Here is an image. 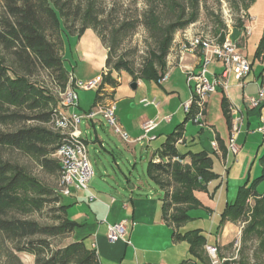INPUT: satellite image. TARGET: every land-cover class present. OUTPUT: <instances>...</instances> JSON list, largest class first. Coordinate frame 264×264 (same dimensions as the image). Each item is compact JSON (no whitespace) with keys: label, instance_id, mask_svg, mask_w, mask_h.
I'll use <instances>...</instances> for the list:
<instances>
[{"label":"trees","instance_id":"obj_1","mask_svg":"<svg viewBox=\"0 0 264 264\" xmlns=\"http://www.w3.org/2000/svg\"><path fill=\"white\" fill-rule=\"evenodd\" d=\"M253 1L238 0L245 8ZM146 2L140 23L153 41V47L147 49L139 69H134L132 62L116 53L120 42L135 31L138 20L124 19L117 24H109V13L100 11L97 0H0V125L32 123L9 131L0 129V151L8 148L34 156L44 168L59 172L60 177L59 162L50 159V155L60 145L61 136L47 127L58 98L48 88L34 82L32 76L41 69L48 73L59 93L66 89L69 72L58 51L63 47V28L77 36L90 29L105 44L109 50L105 60L108 69L105 83L115 84L111 74L121 71L127 72L132 82L158 83L165 76L174 35L197 21L199 0ZM70 22L73 24L71 27L76 22L79 24L75 32L71 31ZM221 27L224 26L221 24ZM237 27L241 29L243 26L238 23ZM220 34L221 41L224 33ZM254 59L262 63L264 72V33L256 47ZM223 111L230 123L225 98ZM179 141L183 142V125L176 126L175 131L166 137L157 151L159 161H150L147 167L149 179L164 192L161 205L163 218L175 229L190 220V210L201 206L194 192L204 191L205 186L217 178L212 171V158L207 152L181 154L176 148ZM186 157L188 160L184 161ZM260 162L262 175L259 179H262L264 156ZM61 197L58 190L52 192L17 163L3 160L0 156V232L7 239L22 241L39 234H72L77 225L67 219ZM249 199L252 205L248 204ZM46 203L58 205L56 211L60 216L57 217L59 223L56 226L42 228L33 221L8 217L12 213L38 211ZM245 216L250 221L242 231V254L247 242L257 241L259 248L252 252V256L262 257L264 196L253 193L252 187L238 189L234 203L221 214V223L227 219L246 220ZM173 240L186 241L190 253L197 256L203 250L206 239L199 230H192L183 234L174 232ZM16 251L36 255L35 264H100L95 251L88 250L82 240L46 256L43 255L44 247H37L33 242L27 243L24 248L17 247ZM181 264H188V261ZM238 264L248 263L240 261Z\"/></svg>","mask_w":264,"mask_h":264},{"label":"rangeland","instance_id":"obj_2","mask_svg":"<svg viewBox=\"0 0 264 264\" xmlns=\"http://www.w3.org/2000/svg\"><path fill=\"white\" fill-rule=\"evenodd\" d=\"M97 2L100 11L109 13V19H107L109 24H117L124 19L134 22L135 20L139 21L137 22L135 31L129 37L124 38L120 42L116 53V55H120L126 60L132 62L134 69H139L142 60L147 54V49L149 50L153 47V41L149 37L144 26L140 23V18L143 12L146 10V0H97ZM237 2L238 0H199V16L197 21L193 23L195 24L193 30L207 33L218 39L221 35L220 32H222L224 33V37L229 36L233 42L237 41L239 43L243 55L250 64L252 63L249 79L252 78L253 83H249V87L246 90L245 96L251 99H259L260 78H258V76L262 70V64L259 60L254 59V55L256 47L261 41L264 33V0H254L252 4L248 5V8H245L244 4L241 2ZM238 23L242 24L243 27H241V29L237 27ZM221 24L224 26L223 28L221 27ZM68 25L70 26L71 31L74 32L79 27L77 22L74 23L73 27H71L73 25L71 22L68 23ZM248 25L251 27V35L245 39L240 38V34L243 31L244 26ZM182 32L183 31L181 30L176 32L174 35V40L176 39L177 34ZM61 35L63 39V47L58 49L59 55L63 60L64 67L69 73L73 72L77 82L86 84L89 80V77L94 78V76H98L103 73L105 68V60L109 54V50L106 48L105 44L100 41L95 32L88 29L85 30L80 36H77L76 34H71L63 28L61 30ZM170 54L171 49L167 58ZM114 60L115 59H113V61ZM214 64V62L211 63L208 69H213ZM218 67H221V65ZM111 76L112 79L119 80V85H117L115 88V101L126 97L129 94L142 92L141 89L133 91L130 88V83L132 81L131 76L127 72H113ZM69 78L70 75H68L67 85L73 88L74 86L69 82ZM257 78L259 81L256 86L254 85L256 83H254V79ZM32 80L40 86L48 88L51 93L58 98V103L53 109L59 108L60 97L58 88H56L48 73L38 69L35 72V75L32 76ZM146 84H150V86L156 90H161L153 83ZM170 86L176 87L175 91L180 95V97H182V95L187 92L184 77L178 71L174 73L170 84L163 85L166 91H168ZM73 89L78 97V105L77 107L68 109L67 112L75 113L76 115H83L84 113H87L93 109H97V89ZM124 106L125 105L120 104L119 102L115 104L117 112L114 113V116L116 123L120 128L121 124L118 121L119 116L123 122H127L132 119L131 115H127L125 113L126 111L123 109ZM180 114H182V112H180ZM209 119L214 121L222 130V133H224V130H226V119L221 109H211V112L209 113ZM180 122L181 120L178 123ZM31 124L32 123L27 122L25 124L18 123L13 126L0 125V129L3 131H9L15 127L28 126ZM47 127L51 131L58 134V132L55 131L50 124H48ZM78 129L80 138L85 143L87 157L94 173L93 177H91L87 184L90 191L104 192L105 190L103 189L108 183V179H105V173L109 174L111 171H114L120 179H122L121 173L125 174L131 183L139 188V190H136V196H149L153 198L154 201L159 200L162 202L164 192L160 190L159 187H157L147 175L148 163L150 162L152 154L154 153V149H157L156 146V148L152 149L145 143L147 141H141L144 146L136 144L134 151L135 157H133L132 153L127 150L125 145L120 140L121 138L113 131L108 121L101 114H96L91 120L82 119L78 125ZM172 131L173 128L168 132V134ZM197 132V125L191 120L188 121L186 123V138H190L189 144H193L191 141L192 139H195L194 141H196ZM250 134H252V132H250ZM255 138L256 136L253 138L251 137L250 142L246 146V152L248 153L247 158L244 159L239 154L236 158V161L233 159L235 162L231 159L229 165L225 164L226 166L224 168H220L223 169L222 171L226 174V176L223 181V185L219 186L217 189L220 191V188L224 187L225 189L223 196L228 197L229 199H236L237 192L240 187H252L253 193L264 196V178L259 179L262 175V166L259 158L264 155V153H262L264 145L261 144L260 146L259 142L256 143L257 140H252ZM261 139L262 137H260V140ZM97 140L100 141L99 143H102V148H100ZM164 140L165 136L162 142ZM180 149L181 152L184 153V149ZM257 151L259 154L255 156ZM0 153V156L3 158V160L17 163L43 185L49 188L52 192L58 190L59 172L55 171L53 168H44L36 157L8 148L2 149ZM212 156L213 161L216 163V157L214 155ZM113 158L116 159L118 163L117 166L113 162ZM129 158L131 160L128 163L127 160ZM50 159L58 161L54 156V153L50 155ZM216 170L218 171V169L215 168V173ZM215 180L216 182H220V178H216ZM115 190L119 193H122V195L125 194L117 187H115ZM139 191H144L145 193L143 192L144 194H142L141 192L139 193ZM127 195L131 196V193H128ZM112 197L117 199L118 195L112 194ZM87 199L81 201L82 203L78 204L80 207H77L78 205L75 206L74 198L72 199L71 197L62 196L60 201L62 205L66 207L67 219L76 223L77 225L75 230L76 233H79V236L74 235L75 238H78L77 240L83 239L82 241L84 242L85 246L91 251L92 249L89 245L92 238L88 236L87 226L82 225L84 223L91 225L92 230H95L97 226L99 227L100 225L99 218L93 216V213L95 212L93 208L96 205V201H90L89 196ZM250 202L252 201L249 199L248 204L252 205ZM57 206V204L46 203L43 208L38 211H31L24 214L12 213L8 215V217L33 221L38 227L42 228L53 227L59 223L57 217L60 216V213L56 211ZM193 212L195 213V216L199 214L200 218L207 220L208 225L214 223L215 215H213V217L208 220L206 213L202 214L200 210H194ZM219 218L220 215L215 221L214 228L218 226L220 220ZM244 218H246V220L242 219L237 221L239 232L236 236V239L227 249V258L225 259L226 264H238L240 261L247 262L248 264H264V256H252V252L259 248L257 241L247 242L246 249L242 254V231L248 226L250 221L248 217L245 216ZM200 222L201 220L199 219L196 221H189L185 225L184 231L194 229L195 227H201L200 225L202 223ZM73 239L74 238L72 237V234H58L56 236H45L43 234H39L26 240L11 241L0 232V264H35L36 255L31 254L28 251H16L17 247L24 248L29 242H33L37 245V247L40 245L43 246V255L46 256L50 253H55L57 250H60L73 243ZM160 246L161 244L154 240H148L145 243V247L148 249H156ZM248 248L250 250H248ZM122 258L123 255L116 256L117 261L115 264H120ZM126 262L127 261H123L124 264Z\"/></svg>","mask_w":264,"mask_h":264},{"label":"crops","instance_id":"obj_3","mask_svg":"<svg viewBox=\"0 0 264 264\" xmlns=\"http://www.w3.org/2000/svg\"><path fill=\"white\" fill-rule=\"evenodd\" d=\"M192 61L193 60L189 58L188 62ZM214 63L213 69L207 68L208 79H211L213 75H218L222 72V65L217 62ZM167 65L169 67L167 66L168 68L165 74L166 79L160 80L158 83L137 81L135 90L141 89L142 92L129 94L117 101L114 100V96L116 93L115 88L119 85V80L111 78L115 84L106 83V93L104 94V97H99L97 104L106 105L108 103H114L115 106V104L119 102L120 104L125 105L123 109H125L127 115H131L132 119L123 122L121 117H118V121L121 124L120 129L127 136L128 142L123 141L122 139L120 140L127 150L132 153L133 157H135V145L139 144L140 146H144L141 141H147L145 143L152 149L157 147V149H154V153L150 159V161L153 162L159 161L157 151L165 141L162 142L164 136L166 139L169 134L175 131L176 126L183 125V142H179L176 145L177 150L181 154L187 152H207L212 158V171L215 173V168L218 169L215 174L217 175V178H220V182H216L214 179L205 186L204 191L194 192V195L199 200L201 206L190 210L188 212L190 220L177 229L165 222L161 208L162 202L159 200L154 201V199L149 196H136V190H139V188L132 184L123 173H121L122 179L118 178L114 171H111V173H109L110 175L105 173V179H108V183H105L106 186L103 189L105 190L104 192H95L90 191L89 189L88 191L73 190L71 195L67 197L74 198L75 206L82 203L81 201L86 200L89 194L94 196V199L91 201H96V205L94 204L95 207L93 208L95 211L93 216L99 218L100 226H97L95 230H92V226L86 223L82 226H87L88 236L92 238L89 246L95 251L100 264H115L117 261L116 256L121 255H123V258L120 264H124L123 261H127L125 264H181L184 261H188V264H211L210 258L205 251V246H216L218 248L219 257L221 259H226L227 249L238 235L239 228L237 226V221L235 222L231 219H227L221 223V214L228 206L233 204L235 200L223 196L224 187L220 188V191L217 189L219 186L223 185L226 176L222 171L223 169L220 168H224L227 164L229 165L231 159L232 161H236L239 154L242 158H247L248 153L246 152V146L250 142L251 137L253 138L256 136L257 139L255 138L252 140H257L256 143L259 142L260 146L261 144L264 145V72L261 70L258 76V78H260L259 87L262 90V95L259 97L260 104L256 107H252L249 104V99L251 98L245 96L249 83H253L252 78L249 79L251 69L249 74L241 81H237L231 76L229 78L227 91L219 89L210 94L205 106L203 120L204 126L203 128L197 126V139L196 141H194L195 139H192L191 141L193 144H189L190 138H186V123L190 121V118L185 114L183 104L189 100L193 82H190L189 85L187 84V75L176 65L174 53L170 54L167 58ZM209 65H211V63ZM219 65H221V67H218ZM177 71L183 75L185 86L187 88V92L183 94L182 97H180L175 91L176 87L170 86L168 91L163 87V85L171 83L173 75ZM69 74H72L73 78L77 81L73 72H70ZM96 77L97 76H94V78L89 77L88 81L93 80ZM258 78L254 79V83L256 82L254 85L258 83ZM146 83H153L162 91L156 90L152 88L150 84ZM224 98L226 99L227 104L238 109L242 116L240 132L236 139V144L239 149L237 154L228 151L229 122L226 116L224 115L226 119V130H224V133H222V130L214 121L209 119L211 109H221L223 111ZM142 100H147V102L154 101V105L146 106L142 103ZM114 111V113H116L117 109L115 108ZM180 112H182V114H180ZM150 120H155L157 123L156 128L148 135L152 140L144 139L138 141L142 136L141 126ZM180 120L181 122L178 123ZM172 128L173 131L168 134ZM250 132H252V134H250ZM260 137H262L261 140ZM212 141L216 142V147L211 145ZM99 142L100 141H98V143ZM99 146L102 148V143H99ZM180 148L184 149V153L181 152ZM262 153H264V146ZM258 154L259 152L257 151L255 156ZM212 155L216 157V163L213 161ZM130 160V158L127 160L128 163ZM187 160L188 158L186 157L184 161ZM113 162L117 166L118 163L115 158H113ZM115 187L122 190L125 194L122 195V193L117 192ZM140 192L142 194L145 193L144 191H139V193ZM128 193H131V196L127 195ZM112 194H117V199L112 197ZM250 203L252 204V202ZM77 207H80V205ZM194 210H200L202 214L206 213L208 220L215 215L214 223L208 225L207 220L200 218L198 213V215L195 216V213L193 212ZM219 215V224L214 228L215 221L218 219ZM198 219L201 220V227H195L194 229L184 231L185 225L189 221H196ZM115 224H123L124 236L123 239L111 243L108 242L106 238L107 229L109 226ZM192 230H199L206 239L203 250L197 256L190 253L189 244L186 241L176 242L173 240L174 232L177 231L178 233L183 234ZM74 235L79 236V233H76L75 229L72 232V237L74 238L73 240L76 241L78 238L76 239ZM148 240L157 241L161 246L156 249H148L145 247V243ZM224 264H226V262Z\"/></svg>","mask_w":264,"mask_h":264},{"label":"built area","instance_id":"obj_4","mask_svg":"<svg viewBox=\"0 0 264 264\" xmlns=\"http://www.w3.org/2000/svg\"><path fill=\"white\" fill-rule=\"evenodd\" d=\"M195 24L177 34L173 41L171 54L174 53L176 65L187 75V84L193 82L189 100L183 104V110L190 120L203 128V120L205 114V106L210 94L221 89L227 91L229 78L233 76L237 81H241L250 72V63L243 55L239 43L233 42L229 36H225L223 40H219L207 33L193 30ZM251 35V27L244 26L240 34V38L245 39ZM189 58L193 60L188 62ZM217 62L222 65V72L213 75L208 79V65ZM197 69V70H196ZM69 82L73 84V88H81L83 90L97 89L98 97H104L106 93V83L104 78L108 76V69L105 67L103 73L95 79L88 81L86 84L77 82L72 74H69ZM166 79V75L161 79ZM67 85L66 89L59 93V108L53 110L50 124L55 131L61 136V143L54 153V156L60 165V177L58 182V191L61 196H70L73 190L88 191V182L93 176L91 164L87 157V151L84 141L80 138L78 125L82 119L91 120L96 114H101L108 121L113 131L123 140L128 142L127 136L118 127L114 110V103L106 105L97 104L96 110H91L83 115L67 112L68 109L77 107L78 97L74 89ZM262 90L259 91V97ZM146 106L154 105V101L147 102L142 100ZM249 104L256 107L260 104V99H249ZM228 114L230 116L228 151L237 154L238 146L236 144L237 136L240 132L242 116L238 109L232 105H228ZM264 121V120H263ZM157 126L155 120L145 122L142 126V136L138 141L148 139V135ZM261 130V129H260ZM180 142V141H179ZM211 145L216 147V142L212 141ZM90 201L94 196L89 194ZM123 224H115L107 229V241L115 242L123 239ZM211 264H224L225 259L219 257L218 248L216 246H205Z\"/></svg>","mask_w":264,"mask_h":264},{"label":"water","instance_id":"obj_5","mask_svg":"<svg viewBox=\"0 0 264 264\" xmlns=\"http://www.w3.org/2000/svg\"><path fill=\"white\" fill-rule=\"evenodd\" d=\"M136 86H137V82H131V83H130V88H131L132 90H135V89H136Z\"/></svg>","mask_w":264,"mask_h":264}]
</instances>
